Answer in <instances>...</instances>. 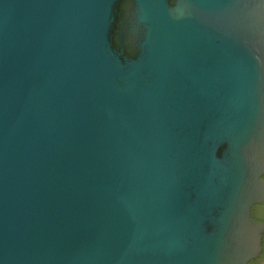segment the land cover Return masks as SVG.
<instances>
[{"label":"water","instance_id":"water-1","mask_svg":"<svg viewBox=\"0 0 264 264\" xmlns=\"http://www.w3.org/2000/svg\"><path fill=\"white\" fill-rule=\"evenodd\" d=\"M258 203L264 0H0V264H248Z\"/></svg>","mask_w":264,"mask_h":264},{"label":"flooded vegetation","instance_id":"flooded-vegetation-1","mask_svg":"<svg viewBox=\"0 0 264 264\" xmlns=\"http://www.w3.org/2000/svg\"><path fill=\"white\" fill-rule=\"evenodd\" d=\"M251 215L254 219L264 223V203H258L253 205ZM264 257V234H263V251L261 255L253 260H256L257 264ZM252 261V260H251Z\"/></svg>","mask_w":264,"mask_h":264},{"label":"trees","instance_id":"trees-1","mask_svg":"<svg viewBox=\"0 0 264 264\" xmlns=\"http://www.w3.org/2000/svg\"><path fill=\"white\" fill-rule=\"evenodd\" d=\"M255 263H256V260H252L248 264H255Z\"/></svg>","mask_w":264,"mask_h":264},{"label":"bare ground","instance_id":"bare-ground-1","mask_svg":"<svg viewBox=\"0 0 264 264\" xmlns=\"http://www.w3.org/2000/svg\"><path fill=\"white\" fill-rule=\"evenodd\" d=\"M263 264H264V262H263Z\"/></svg>","mask_w":264,"mask_h":264},{"label":"rangeland","instance_id":"rangeland-1","mask_svg":"<svg viewBox=\"0 0 264 264\" xmlns=\"http://www.w3.org/2000/svg\"><path fill=\"white\" fill-rule=\"evenodd\" d=\"M264 262V261H263Z\"/></svg>","mask_w":264,"mask_h":264}]
</instances>
